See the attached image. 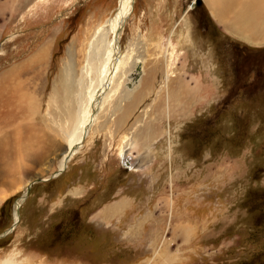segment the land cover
<instances>
[{
	"label": "rangeland",
	"instance_id": "obj_1",
	"mask_svg": "<svg viewBox=\"0 0 264 264\" xmlns=\"http://www.w3.org/2000/svg\"><path fill=\"white\" fill-rule=\"evenodd\" d=\"M24 1L0 0V73L53 38L48 63L35 72L49 120L67 46L81 58L85 38L118 0H31L30 9ZM193 2L133 0L119 37L123 51L138 39L149 60L159 53L160 63L199 83L190 112L160 115L153 86L119 128L100 118L61 172L63 153L53 146L36 158L14 152L0 173V259L17 251L28 264H166L160 254L170 246L176 255L167 264H264V43L230 34L205 0ZM148 118L157 134L145 161L130 166L138 152L123 155L121 137Z\"/></svg>",
	"mask_w": 264,
	"mask_h": 264
},
{
	"label": "bare ground",
	"instance_id": "obj_2",
	"mask_svg": "<svg viewBox=\"0 0 264 264\" xmlns=\"http://www.w3.org/2000/svg\"><path fill=\"white\" fill-rule=\"evenodd\" d=\"M132 2L133 0H118L112 15L96 29L90 41L85 38L80 50L81 58L77 57L74 43L71 42L67 46L66 58L62 61V67L48 97L49 120L41 115L38 94L41 89L36 80L41 71L35 72L48 63L53 38L47 39L28 59L0 73L1 174L6 172L8 164L13 162L11 158L14 152L22 153V157L33 152L35 154L31 156L35 157L39 156L40 152L48 151V146L62 150L63 154L58 164V172H61L67 161L79 151L83 139L88 136L100 118H106L101 121L100 126L106 127L112 121L115 128H119L128 116L135 113L139 101L148 94L152 95L153 86L159 97V103L154 110L160 115H170L178 108L181 111L176 112L178 115L183 116L190 112L189 106L197 99L199 83L191 86L182 72L177 74L175 69H170V63L167 64L165 60L163 64L160 63L159 53H157L159 59L149 60L148 48L140 49L143 48V43L138 39L136 44L134 42L130 44L129 51L122 50L119 37L125 18L131 11ZM205 2L211 15L220 21L230 34L254 45L264 43V0H205ZM26 3H31L29 9L37 6L31 0H25L23 4ZM16 7L17 5H14V8ZM159 75L161 81L157 86L156 78ZM140 118H136V124L143 121V118ZM25 120L32 121L33 124L26 125L23 123ZM151 123L152 118H148L144 122L145 127H141L133 136L123 138L120 136L123 155L127 154L128 158L135 149L138 152L136 160H133L130 166L140 165L148 156L147 145L157 134L150 127ZM42 124L53 129L58 137L61 133L66 146L59 145L57 138L44 132L40 128ZM113 125L108 126L109 130ZM45 143L46 145H43ZM36 182L37 179H32L24 185L22 189L25 195ZM3 197L4 194L0 196V201ZM21 199L19 198L14 206L15 222L19 220ZM18 253L20 252H10L0 259V264H28L27 257L18 259ZM175 255V251L167 246L160 257L163 258V263L167 264Z\"/></svg>",
	"mask_w": 264,
	"mask_h": 264
},
{
	"label": "water",
	"instance_id": "obj_3",
	"mask_svg": "<svg viewBox=\"0 0 264 264\" xmlns=\"http://www.w3.org/2000/svg\"><path fill=\"white\" fill-rule=\"evenodd\" d=\"M200 0H194V2H193V4L192 5H194V4H196V3H198Z\"/></svg>",
	"mask_w": 264,
	"mask_h": 264
}]
</instances>
